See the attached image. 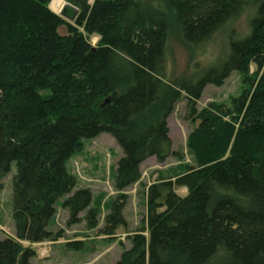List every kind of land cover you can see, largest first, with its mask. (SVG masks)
Returning a JSON list of instances; mask_svg holds the SVG:
<instances>
[{
    "label": "trees",
    "instance_id": "16d2710c",
    "mask_svg": "<svg viewBox=\"0 0 264 264\" xmlns=\"http://www.w3.org/2000/svg\"><path fill=\"white\" fill-rule=\"evenodd\" d=\"M68 1L79 8L73 22L52 11L51 0H0V190L16 166L15 236L0 239V264H31L35 250L21 241L57 239L48 227L65 196L69 223L87 210L97 227L93 194L75 190L68 159L83 139L111 134L123 149L122 192L141 179L146 159L171 155L168 117L183 93L199 120L189 138L195 167L148 187L146 227L112 264H264V0H166L194 50L253 10L249 32L229 39L226 57L178 87L164 82L169 22L159 8L145 0ZM234 71L243 87L232 106L198 110L205 87ZM125 197L119 193L102 232L126 225Z\"/></svg>",
    "mask_w": 264,
    "mask_h": 264
},
{
    "label": "rangeland",
    "instance_id": "374dc122",
    "mask_svg": "<svg viewBox=\"0 0 264 264\" xmlns=\"http://www.w3.org/2000/svg\"><path fill=\"white\" fill-rule=\"evenodd\" d=\"M52 1L49 4L50 9ZM160 3L164 5L160 6ZM145 4L150 9L159 8L160 13H163L169 22L164 82L173 87H178L195 72H201L206 67L222 61L227 55L229 39L240 38L249 32V21L253 11L250 7L245 9L208 43L194 50L186 43L180 28L169 15L166 0H145ZM61 30L66 31L64 28ZM98 39L96 35L90 38L93 47H96ZM256 70L255 64H252L250 73L253 74ZM242 87L241 73L234 71L222 85H207L197 101V108L203 110L213 102L231 107L232 100L241 93ZM162 101L158 103L160 108ZM188 103L187 95L181 94L168 117L172 140L171 155L163 162L158 161L155 156L146 159L140 166L141 179L122 192L116 189L118 161L123 156V149L117 140L108 133L83 139L80 150L74 152L68 159L67 169L76 178L75 190L80 188L91 190L92 207H97L99 211L98 225L95 228L89 227L85 218L87 210L81 213L80 222L69 223V212L63 206L67 196L59 199L56 214L48 227L57 239L36 244L21 241L23 247L31 246L35 250L31 264H112L120 259L122 252L131 247V237L146 227L148 187L160 177L177 176L183 167H195V160L189 149V138L196 130L199 120L189 115ZM15 173L16 166L13 165L11 172L3 179V188L0 190V239L15 236L13 217ZM119 193L126 195L123 198L126 225L116 228L114 234H106L102 231ZM177 193L186 195L187 189H177Z\"/></svg>",
    "mask_w": 264,
    "mask_h": 264
},
{
    "label": "water",
    "instance_id": "95a60500",
    "mask_svg": "<svg viewBox=\"0 0 264 264\" xmlns=\"http://www.w3.org/2000/svg\"><path fill=\"white\" fill-rule=\"evenodd\" d=\"M59 14L64 17L66 20L73 22L76 20L79 14V8L73 5L70 2H65ZM95 47H93V51H95Z\"/></svg>",
    "mask_w": 264,
    "mask_h": 264
},
{
    "label": "bare ground",
    "instance_id": "6f19581e",
    "mask_svg": "<svg viewBox=\"0 0 264 264\" xmlns=\"http://www.w3.org/2000/svg\"><path fill=\"white\" fill-rule=\"evenodd\" d=\"M65 4V0H53L51 4V10L55 13H59Z\"/></svg>",
    "mask_w": 264,
    "mask_h": 264
}]
</instances>
